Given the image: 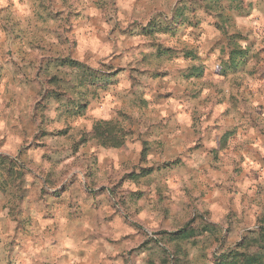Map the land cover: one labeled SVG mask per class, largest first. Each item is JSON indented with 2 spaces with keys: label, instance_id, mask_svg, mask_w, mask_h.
<instances>
[{
  "label": "clouds",
  "instance_id": "clouds-1",
  "mask_svg": "<svg viewBox=\"0 0 264 264\" xmlns=\"http://www.w3.org/2000/svg\"><path fill=\"white\" fill-rule=\"evenodd\" d=\"M0 264H264V0H0Z\"/></svg>",
  "mask_w": 264,
  "mask_h": 264
}]
</instances>
